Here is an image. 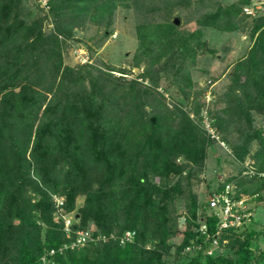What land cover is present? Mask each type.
Returning <instances> with one entry per match:
<instances>
[{
  "label": "trees",
  "instance_id": "16d2710c",
  "mask_svg": "<svg viewBox=\"0 0 264 264\" xmlns=\"http://www.w3.org/2000/svg\"><path fill=\"white\" fill-rule=\"evenodd\" d=\"M34 3L36 12L0 0V264H264V220L252 216L264 206V7L249 15L250 0ZM118 4L133 9L127 64L138 71L62 64L74 29L93 23L109 34ZM174 7L195 24L189 33L169 18ZM212 32L223 45L208 44ZM232 32L248 39L204 99L217 77L208 64L225 58ZM216 139L235 170L198 178L199 190L191 178ZM221 192L241 200L231 206L239 224L220 225L208 201ZM78 230L90 238L73 243ZM125 230L132 238L120 242Z\"/></svg>",
  "mask_w": 264,
  "mask_h": 264
},
{
  "label": "rangeland",
  "instance_id": "374dc122",
  "mask_svg": "<svg viewBox=\"0 0 264 264\" xmlns=\"http://www.w3.org/2000/svg\"><path fill=\"white\" fill-rule=\"evenodd\" d=\"M23 2L29 7V9L35 12L38 11L36 9L37 7L34 3V0H23ZM262 6L264 7V0H250V3L247 6V11H243L249 15H253L257 13L256 9L261 12ZM176 9L177 7H174V10L171 11L172 13L170 14L169 18H176L177 20L175 25H177L178 29L183 31V33H189V31L194 29L195 24L193 22L184 23V16H182L184 11H179ZM132 10L133 9L130 6L125 7L122 4H118L115 7L113 13L112 23H110L109 25V28H111V32L107 35H102L103 27L101 25L93 23H87L82 27L74 29L72 37L64 41L65 44L62 50V64L71 67H76V64L87 62L91 66L97 65V67H99L100 69L107 68L108 70H110V72H112L113 75H117L119 74V72L107 66H124L126 67V69L127 67L130 68L129 71L124 73L125 77L129 78L131 75H133L136 71H138L139 68L129 67L127 64L131 59L130 56L134 50L136 42L133 33ZM177 11H179L180 14H178ZM48 26V23H44V30H47L49 28ZM215 33L216 32H212L210 36L214 35ZM229 38L230 40L227 46L225 58L223 60L214 59L211 62L209 61V69H211L212 73L214 75H217V77L214 78L212 83L209 85L210 87L207 88L204 99L210 98V94L207 93L208 89L212 87L216 90L222 88L223 83L226 81L223 72L226 71L225 61L230 60L239 55L241 50H243V43L241 41L243 39H245V41L248 39V37H245L243 33L236 32L230 33ZM224 40V38L222 39L221 36L215 34L212 38L209 37L207 42L208 44L214 43V45L218 47L219 44H224ZM217 49L220 52L221 49ZM203 57L204 58L201 59L202 63L206 61L205 59L207 58V55L204 54ZM201 61H197V67L201 66ZM195 79L197 81L196 85L198 87L204 86L208 81L206 80L205 74L197 70ZM159 85L160 87H167L168 91L165 93L166 96L167 93L169 94V92L171 91V87L173 89V86L169 85L168 81L164 78L160 80ZM216 140L217 144L215 143L213 149L209 150L207 154L205 162L206 167L204 171L199 172L196 177L191 178L193 187L198 188L199 190L203 189L204 181H199L198 178H209L212 176L222 178L225 174L235 170V163H231V161L229 160V156L227 155L228 148L225 141L220 139ZM216 154H219L221 157L219 163H216ZM154 179L156 180L157 177H154ZM259 205H264V203ZM180 209H182V207H180ZM53 216L56 217L57 213L53 214ZM252 216L256 221L262 222L264 220V206H257L255 210H253ZM259 243L264 246L263 243Z\"/></svg>",
  "mask_w": 264,
  "mask_h": 264
},
{
  "label": "built area",
  "instance_id": "2783aa9c",
  "mask_svg": "<svg viewBox=\"0 0 264 264\" xmlns=\"http://www.w3.org/2000/svg\"><path fill=\"white\" fill-rule=\"evenodd\" d=\"M39 1V0H38ZM39 3L45 4V0L39 1ZM248 5H244L242 7V10L245 12L247 11ZM205 125H207L205 123ZM55 204L59 206L62 202V198L60 196H54ZM241 200H238L236 202H231L228 197L225 195L224 192L221 193H214L213 196L209 198V205L211 206H216L220 208L221 211V226H227V225H232V224H239L241 220L242 213H235L231 210V206L233 204H238L240 203ZM245 215H248V212L244 213ZM69 223H70V217L68 215H63V228L66 232V235H68L69 231ZM133 231L131 230H125L122 235L119 238L120 242L128 241L131 240L132 238ZM90 238V234L87 231H81L78 230L76 231V237L73 243L75 244H80L83 241L87 240Z\"/></svg>",
  "mask_w": 264,
  "mask_h": 264
},
{
  "label": "water",
  "instance_id": "95a60500",
  "mask_svg": "<svg viewBox=\"0 0 264 264\" xmlns=\"http://www.w3.org/2000/svg\"><path fill=\"white\" fill-rule=\"evenodd\" d=\"M176 20H177L176 18H173V19H172V21H173L174 23H176ZM151 120H153L152 117H151Z\"/></svg>",
  "mask_w": 264,
  "mask_h": 264
}]
</instances>
